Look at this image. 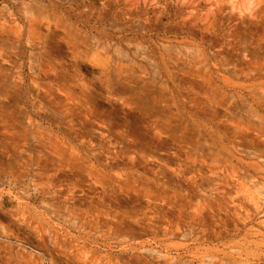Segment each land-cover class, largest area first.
Returning a JSON list of instances; mask_svg holds the SVG:
<instances>
[{
	"label": "rangeland",
	"instance_id": "rangeland-1",
	"mask_svg": "<svg viewBox=\"0 0 264 264\" xmlns=\"http://www.w3.org/2000/svg\"><path fill=\"white\" fill-rule=\"evenodd\" d=\"M0 264H264V0H0Z\"/></svg>",
	"mask_w": 264,
	"mask_h": 264
},
{
	"label": "bare ground",
	"instance_id": "bare-ground-1",
	"mask_svg": "<svg viewBox=\"0 0 264 264\" xmlns=\"http://www.w3.org/2000/svg\"><path fill=\"white\" fill-rule=\"evenodd\" d=\"M51 118V117H50ZM59 130V129H58Z\"/></svg>",
	"mask_w": 264,
	"mask_h": 264
}]
</instances>
